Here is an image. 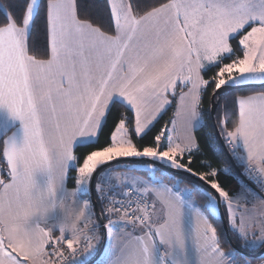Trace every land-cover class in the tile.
Segmentation results:
<instances>
[{"label":"snow or ice","instance_id":"6c2138e0","mask_svg":"<svg viewBox=\"0 0 264 264\" xmlns=\"http://www.w3.org/2000/svg\"><path fill=\"white\" fill-rule=\"evenodd\" d=\"M105 8L107 28L81 18L79 0H0V264H89L104 239L87 198L97 176L99 198L110 201L101 264H236L241 249L259 251L243 264H264V0H157L145 10L138 0H105ZM37 18L46 58L30 45ZM209 87L216 100L226 88L241 93L232 126L225 98L218 127L255 189L232 193L211 165L192 168ZM173 101V118L137 145ZM116 106L123 111L101 144ZM133 157L198 176L215 193L202 192L197 206L151 164L147 180L113 174V162ZM117 186L126 200L106 196ZM220 204L238 247L225 250L223 222L214 223Z\"/></svg>","mask_w":264,"mask_h":264},{"label":"trees","instance_id":"16d2710c","mask_svg":"<svg viewBox=\"0 0 264 264\" xmlns=\"http://www.w3.org/2000/svg\"><path fill=\"white\" fill-rule=\"evenodd\" d=\"M140 8L142 10H145L147 7H150L154 5L157 0H138ZM80 5V16L81 18H89L93 23L99 24L107 28L108 25V13L105 8V0H79ZM30 45L35 51V54L38 56V58H46L45 51H46V36L44 34L43 30V23L40 18H37L36 23L32 29V36L30 39ZM216 71V69H211L207 73H205V79H208L210 76L213 75V73ZM214 87V85H213ZM181 89H177V97L180 93ZM241 94L236 89H229L223 91L219 95V100L214 99L215 101H218V104L216 106L215 112H214V119L215 124L218 128V131L220 133V129L218 127V114L223 115L222 112V105L225 103V98H227V119H228V127L230 128L232 126V113L234 110V104L232 103L233 98L236 95ZM211 97H212V87H209L204 93H203V99L200 107V112L202 113L203 118V127H197L195 130V137L199 144V151H193V164L192 168L196 173L200 172H207L209 171L208 165H211L212 168H215L218 170V175L214 178L218 180L220 185L224 188V190L230 191L232 193H236L241 183L243 182L240 176L237 174L233 166L231 165V162L229 160V157L227 153L224 151L217 135L214 130L211 116H210V105H211ZM171 98V97H170ZM176 109V103L173 101V103L167 108L165 112L162 113V115L159 117V119L154 123V126L152 127L151 131L148 133L147 136L144 137L143 140L135 139L134 142L139 146H146L148 142L150 141V138L153 137L159 130L165 125L166 122H169L173 118V114L175 113ZM123 111V108H120L119 106H116L113 108L112 113L109 115L107 124L104 128V132L100 136V143L103 144L105 141V138L111 128H114L113 119L119 115L120 112ZM169 128L171 127V124L169 123ZM221 136V135H220ZM222 140L224 141L223 137L221 136ZM164 143H167V139L165 138ZM225 143V141H224ZM226 148L233 158L231 154V150L229 146L225 143ZM87 149L80 148L79 152H84ZM142 150V149H141ZM185 159H187V154L185 156ZM236 166L241 171L242 167L236 162V160L233 158ZM141 163V162H140ZM143 165H146L145 167L140 166L139 163L136 162V164H132L130 166L123 165L122 162H118L112 165V170L116 171H129L138 175H141L148 179L152 175V171L149 168L150 164H147L145 162H142ZM0 167H3L6 169V162L0 158ZM156 169V179L162 180L163 183H166L168 185H173L174 182L178 179L180 181L178 188H185L187 187L189 190L192 191L191 199L194 200L195 204L197 206H203L206 203V196L202 195V192L211 191L209 188V185H207L204 181L199 180L198 176H192L190 173L188 174H180V173H173L169 172L163 168H160L158 166H155ZM227 170V171H225ZM6 175V171L4 173ZM68 178V186L72 187L74 185V177L76 175L75 171L72 170L69 173ZM99 177L97 176L94 181L93 186V192H94V201L97 204L98 210L101 214L102 211V202L100 198L97 196L96 190H95V184ZM248 183H250L248 181ZM193 184H196L199 186L200 191L193 190ZM251 184V183H250ZM253 185V184H251ZM254 186V185H253ZM223 209V215L224 220L226 221V213L224 209V205L222 204ZM104 222L107 221L105 217L101 215ZM214 223L218 226L222 225V220L219 217L218 212L215 213V220ZM221 230V239L223 242V245L225 247V250H227L229 247H231L229 240L226 237V233L224 230L223 225L220 228ZM101 233L102 228H101ZM229 239L231 240L232 244H234L236 247H238V241L235 239V237L232 235V233L228 230ZM102 241L100 242L96 252L94 255L89 259L91 261L97 254V252L100 249ZM244 253L237 252L236 254V264H243L244 259L246 257L245 254H254L249 253L243 249H241ZM258 252V251H257ZM256 252V253H257ZM103 261L102 255L94 261L92 264H101ZM255 264V261L253 262Z\"/></svg>","mask_w":264,"mask_h":264},{"label":"water","instance_id":"95a60500","mask_svg":"<svg viewBox=\"0 0 264 264\" xmlns=\"http://www.w3.org/2000/svg\"><path fill=\"white\" fill-rule=\"evenodd\" d=\"M231 88H226L224 89L223 91L225 90H229ZM221 91L220 94L223 92ZM219 94V95H220ZM218 104V101H215L214 99H212L211 97V105H210V116H211V120H212V124H213V127H214V130L216 132V135L224 149V151L227 153L228 157H229V160L231 162V165L233 166V168L235 169V171L237 172V174L240 176V178L245 181V182H248L247 179L243 176L242 172L238 169V167L236 166L233 158L231 157V155L229 154L227 148H226V145L224 143V141L222 140L221 136H220V133L218 131V128L215 124V119H214V112H215V109H216V106ZM145 162V163H148V164H151V165H155V166H158L160 168H163L169 172H173V173H180V174H188L186 172H183V171H180V172H177L176 170L174 169H171V168H167L165 167L161 162H158V161H152L151 159L149 158H125V159H122L121 161L119 162ZM116 162H113V164H115ZM96 178L93 179L92 181V185H91V190L89 192V195H90V200H91V204H92V207L94 209V213H95V216H96V219L97 221L103 225V219L101 217V214L98 210V207H97V204L96 202L94 201V192H93V186H94V181H95ZM210 188V187H209ZM213 193H215V190H212L210 189ZM218 196V194H216ZM218 214H219V217L221 218L222 222H223V227H224V230H225V233H226V237L227 239L229 240L230 242V245L231 247H236L234 244H232L231 240L229 239V235H228V229H227V226H226V221L224 220V215H223V209H222V204H220L219 206V210L217 211ZM102 232H103V236H104V239L102 240V243H101V246H100V249L99 251L97 252L96 256L91 260L89 261V264H92L94 263V261H96L102 254L103 252V249L105 247V243H106V230L103 229L102 227ZM239 253H244L242 250H239L238 251ZM246 256H252V255H259V251L257 253H254V254H245Z\"/></svg>","mask_w":264,"mask_h":264},{"label":"crops","instance_id":"0c3cea01","mask_svg":"<svg viewBox=\"0 0 264 264\" xmlns=\"http://www.w3.org/2000/svg\"><path fill=\"white\" fill-rule=\"evenodd\" d=\"M185 91H186V89H185ZM180 94V93H179ZM179 96V95H178ZM178 98V97H177ZM175 111H176V109H175ZM0 123H2V117H0ZM171 127H172V125H171ZM170 127V128H171ZM177 132L178 133H183L184 132V130H185V125H184V122L182 121V120H178L177 121ZM113 171V170H112ZM116 173H120L122 176L123 175H128V176H136V177H140V178H142V179H145V180H147L145 177H143V176H141V175H138V174H135V173H132V172H129V171H117ZM114 174V173H113ZM70 176V175H69ZM115 181V180H114ZM243 181V180H242ZM166 184V183H165ZM242 186H247V187H249V188H254L255 189V187L253 186V185H251L250 183H248V182H245V181H243L242 183H241V185H240V188L242 187ZM75 187V181H74V185L72 186V187H70V186H68V179H67V188L69 189V190H71V189H73ZM240 188H239V190H240ZM238 190V191H239ZM257 191H259L258 189H256ZM237 191V192H238ZM97 193V192H96ZM97 196L99 197V194L97 193ZM87 198L90 200V195H89V193L87 194ZM91 201V200H90ZM248 207L250 208L251 207V204H249L248 205ZM90 209H91V211L94 213V209H93V207H92V204H90ZM114 218H118V217H114ZM93 220L94 221H96L97 222V219H96V216H95V213H94V215H93ZM108 221H106L105 222V224L107 223ZM130 230V229H129ZM116 231H118V229H116ZM59 233H58V231L56 232V235H58ZM113 240H115V236L113 237ZM109 254H110V248H109V241H108V233H107V230H106V243H105V247H104V249H103V252H102V257H103V261L105 260V257L106 256H109Z\"/></svg>","mask_w":264,"mask_h":264},{"label":"built area","instance_id":"2783aa9c","mask_svg":"<svg viewBox=\"0 0 264 264\" xmlns=\"http://www.w3.org/2000/svg\"><path fill=\"white\" fill-rule=\"evenodd\" d=\"M242 173L243 175L245 176V178L254 185V183L252 181L249 180V178L247 177V175L244 173V170L242 169ZM113 184H115V182H113ZM255 186V185H254ZM127 191L126 188L124 187H121V186H117L115 188H113L112 190L108 191L106 190V196L107 197H111L113 199H116V200H126L127 198L123 196V192ZM264 194V193H262ZM132 199H135V197H132ZM101 200V199H100ZM102 204H103V208L106 207L108 204H109V199H104L103 201H101ZM98 223V222H97ZM98 225H100L98 223ZM101 226V225H100Z\"/></svg>","mask_w":264,"mask_h":264},{"label":"rangeland","instance_id":"374dc122","mask_svg":"<svg viewBox=\"0 0 264 264\" xmlns=\"http://www.w3.org/2000/svg\"><path fill=\"white\" fill-rule=\"evenodd\" d=\"M133 158H147V157H133ZM149 159H151V158H149ZM123 163V165H127V166H130V165H132V164H136V162H122ZM137 163H139V165L140 166H143V167H145L146 165H143L142 164V162L140 163V162H137ZM148 164V163H147ZM243 169V168H242ZM114 174L117 172L116 170H113L112 171ZM241 172H242V170H241ZM243 174V173H242ZM244 176V175H243ZM113 182H115L114 180H113ZM116 183V182H115ZM102 206H103V204H102ZM103 208V207H102ZM104 222V221H103ZM97 223V222H96ZM105 223V222H104ZM104 223H103V225H104ZM100 224V223H99ZM101 225V224H100ZM101 228H102V225H101V227H100V230H101Z\"/></svg>","mask_w":264,"mask_h":264}]
</instances>
